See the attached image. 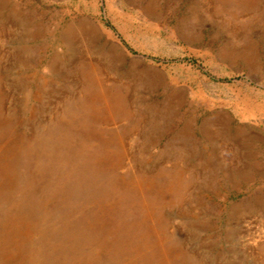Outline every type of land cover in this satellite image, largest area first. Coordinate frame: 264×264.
I'll list each match as a JSON object with an SVG mask.
<instances>
[{
  "label": "rangeland",
  "instance_id": "rangeland-1",
  "mask_svg": "<svg viewBox=\"0 0 264 264\" xmlns=\"http://www.w3.org/2000/svg\"><path fill=\"white\" fill-rule=\"evenodd\" d=\"M0 264H264V0H0Z\"/></svg>",
  "mask_w": 264,
  "mask_h": 264
},
{
  "label": "bare ground",
  "instance_id": "bare-ground-1",
  "mask_svg": "<svg viewBox=\"0 0 264 264\" xmlns=\"http://www.w3.org/2000/svg\"><path fill=\"white\" fill-rule=\"evenodd\" d=\"M162 239H163V237L161 236L158 238V241L162 243Z\"/></svg>",
  "mask_w": 264,
  "mask_h": 264
}]
</instances>
